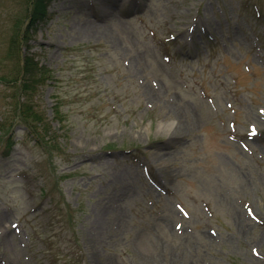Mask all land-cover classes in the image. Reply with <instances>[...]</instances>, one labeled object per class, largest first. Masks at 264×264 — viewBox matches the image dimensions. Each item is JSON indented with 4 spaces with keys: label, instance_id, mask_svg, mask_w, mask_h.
<instances>
[{
    "label": "rangeland",
    "instance_id": "obj_1",
    "mask_svg": "<svg viewBox=\"0 0 264 264\" xmlns=\"http://www.w3.org/2000/svg\"><path fill=\"white\" fill-rule=\"evenodd\" d=\"M29 1L0 0V264H264V0H51L31 96Z\"/></svg>",
    "mask_w": 264,
    "mask_h": 264
},
{
    "label": "trees",
    "instance_id": "obj_2",
    "mask_svg": "<svg viewBox=\"0 0 264 264\" xmlns=\"http://www.w3.org/2000/svg\"><path fill=\"white\" fill-rule=\"evenodd\" d=\"M50 3L51 0H30V9L27 14L28 22L23 27L20 23L18 24L9 44V57H14V59L19 60V80H25L26 75L32 76L31 81L26 82L25 80V86L28 88L29 96H31L30 91L32 92L36 82L42 80L43 76L48 74V70L45 69L46 67L44 65H41L36 57L30 55L29 50L25 52L23 47H25L28 41L26 37L27 32L32 27H35L37 23L48 17ZM17 78L16 80H18ZM14 118L16 122L21 120L25 123L26 129L32 135H35V139L39 144H43L46 147L48 143H51L55 139L57 140V138L50 135L51 127L47 125L48 122L44 119L43 113L34 107L32 103L20 102L16 107ZM10 144L6 146L7 148L3 149V154L8 155L10 153L14 142Z\"/></svg>",
    "mask_w": 264,
    "mask_h": 264
},
{
    "label": "bare ground",
    "instance_id": "obj_3",
    "mask_svg": "<svg viewBox=\"0 0 264 264\" xmlns=\"http://www.w3.org/2000/svg\"><path fill=\"white\" fill-rule=\"evenodd\" d=\"M102 15H112L114 14V12H112V10H108V11H104V12H101ZM102 15H99V18L100 19H103V16Z\"/></svg>",
    "mask_w": 264,
    "mask_h": 264
}]
</instances>
